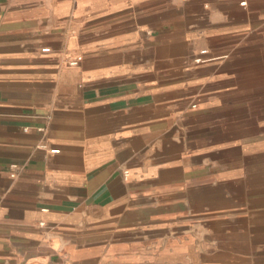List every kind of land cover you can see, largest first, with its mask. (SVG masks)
Instances as JSON below:
<instances>
[{"label": "crops", "instance_id": "obj_1", "mask_svg": "<svg viewBox=\"0 0 264 264\" xmlns=\"http://www.w3.org/2000/svg\"><path fill=\"white\" fill-rule=\"evenodd\" d=\"M261 81L264 0H0V264H263L213 197Z\"/></svg>", "mask_w": 264, "mask_h": 264}, {"label": "rangeland", "instance_id": "obj_2", "mask_svg": "<svg viewBox=\"0 0 264 264\" xmlns=\"http://www.w3.org/2000/svg\"><path fill=\"white\" fill-rule=\"evenodd\" d=\"M249 82L246 81V85ZM254 97L257 98V96ZM243 102L247 103L248 100L239 99L237 101L239 104ZM252 114L258 115L255 112ZM257 124L259 125V123ZM235 143L238 145L237 156L232 164L236 168L230 169L232 174L230 177L235 179V185H229L225 181V178H229L226 174L223 178L221 177L224 182L221 181L219 191L213 192V197L218 200L220 205L219 215L221 217L230 215L264 219V126L253 127L251 130L239 129L235 135ZM243 143L246 144V149L250 153V156L246 158L243 153L238 155L240 151L243 152ZM224 166L230 167L227 163ZM225 171L227 172V170ZM207 193V191L204 193L205 200H207ZM262 222L261 224H252V233L256 235L253 237L255 239L254 250H259L260 245L264 243V223ZM223 233L225 231L221 229L219 234Z\"/></svg>", "mask_w": 264, "mask_h": 264}, {"label": "built area", "instance_id": "obj_3", "mask_svg": "<svg viewBox=\"0 0 264 264\" xmlns=\"http://www.w3.org/2000/svg\"><path fill=\"white\" fill-rule=\"evenodd\" d=\"M69 63H71V64H77L78 63V59L77 58L76 59H72V60H70ZM48 118L50 119V115L48 116ZM40 129L41 130H44L45 127H40ZM11 169H12L11 175L14 177V176L17 175V173L19 172V170L21 169V167L19 166L18 163H12L11 164ZM125 173H127V172L125 171Z\"/></svg>", "mask_w": 264, "mask_h": 264}]
</instances>
